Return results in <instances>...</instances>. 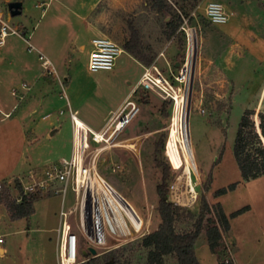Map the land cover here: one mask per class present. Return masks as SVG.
<instances>
[{"label": "rangeland", "instance_id": "rangeland-1", "mask_svg": "<svg viewBox=\"0 0 264 264\" xmlns=\"http://www.w3.org/2000/svg\"><path fill=\"white\" fill-rule=\"evenodd\" d=\"M13 1L22 3L20 14L7 21L6 5L0 2V20L24 30L34 50L29 52L16 36L4 39L0 48V66H3L0 84L4 88L1 95L5 105H18L13 115L21 112L23 105L36 94L31 90L34 77L39 73L40 80L49 84L48 93L61 99L49 108L50 120H55L59 111L63 114L54 123L60 124L57 136L44 141L43 134L38 135L36 130L43 122L37 118L36 109L29 108L33 126L28 141L36 144L38 150L34 153L39 154L35 156L30 148L23 157L26 160L15 171L2 174L7 179L0 182V187L7 190L10 198L18 197L16 178L38 166L45 159H42L43 154L47 157L55 150L62 153L68 150L70 123L63 99L67 97L77 118L97 129L107 110L114 108L136 80L138 82L141 68L124 53L118 56L110 71L90 73L86 70L89 40L97 37L95 32L122 48L129 35L128 25H132L137 32L140 51L151 58L150 64L173 89L176 88V92L185 86L183 79L177 82L175 78H180L186 65L190 34L194 37L195 56L188 132L197 169V174L192 175L195 198L189 204H182L173 197L180 174L167 154L174 99H162L157 92L136 84L130 99L137 103L139 113L117 136L116 145L99 153L96 167L130 204L142 225L140 232L131 236L132 240L94 260L98 264H147L149 249L141 247L140 240L143 235L155 231L160 223L155 188L163 184L166 201L179 208L173 224L177 234L193 231L202 200L210 209L205 218H214L217 204L226 216L247 207V211L228 218L233 241L227 233L222 234L220 259L232 264L231 255H234L240 264L263 262L264 176L241 180L232 147L243 115H248L264 147L257 126V115L264 114V0H164L165 9L161 11L151 7V0ZM210 4H217L224 10L228 15L226 23L209 22L207 8ZM177 18L180 23L176 31L166 37V23H176ZM36 51L50 61L56 76L41 70ZM7 53L13 54L12 65L6 63ZM250 54L257 62L252 61ZM175 63L180 66L175 68ZM22 83L28 91L20 89ZM11 89L21 100L10 95ZM123 142H128L132 148L122 147ZM30 157L32 161H27ZM234 183L232 190L215 196L217 190ZM63 200L64 208L71 205V193L67 192ZM60 202L59 197L40 194L32 201V213L14 221L8 219L5 205L0 204V247L4 249L0 264H55L52 229L57 225ZM205 229L203 222L196 238L197 245L206 241ZM200 247L198 245L196 250L202 262L201 250L208 251L205 244ZM174 261L172 254L162 257V264Z\"/></svg>", "mask_w": 264, "mask_h": 264}, {"label": "built area", "instance_id": "built-area-1", "mask_svg": "<svg viewBox=\"0 0 264 264\" xmlns=\"http://www.w3.org/2000/svg\"><path fill=\"white\" fill-rule=\"evenodd\" d=\"M207 16L209 22L215 25L224 24L228 20V15L217 4L208 6ZM8 36L20 38L29 52L34 50L29 43L30 36L24 30L0 20V48ZM89 47L85 67L90 73L112 70L122 51L105 36L90 39ZM36 59L42 71L56 76L50 61L43 54L36 51ZM175 80L179 82L178 78ZM137 85L157 92L162 99H172L176 89L172 88L171 83L153 64L143 68ZM20 89L24 92L29 90L24 83ZM131 95L108 115L98 131L86 127L77 119L75 112L67 107L65 113L71 125L69 156L29 169L23 176L16 178L23 195H51L61 200L57 213L59 224L55 264H82L118 249L132 240V235L140 232L142 223L135 227L118 202L128 209L136 223L141 220L137 213L99 174L96 167L99 153L116 145L117 136L139 113L137 103L130 99ZM11 96H18L21 100L14 90ZM62 114V111L57 112V117ZM67 192L71 193L72 203L64 208L63 199ZM19 200V197L14 198L15 203ZM88 249L94 250L95 255L92 256Z\"/></svg>", "mask_w": 264, "mask_h": 264}, {"label": "trees", "instance_id": "trees-1", "mask_svg": "<svg viewBox=\"0 0 264 264\" xmlns=\"http://www.w3.org/2000/svg\"><path fill=\"white\" fill-rule=\"evenodd\" d=\"M151 7L157 11L165 9L164 0H151ZM180 19L177 18L176 23H166V37L171 36L177 29ZM128 38L122 44V50L134 58L137 62L144 66H148L151 58L145 57L139 49V41L137 32L132 25H128ZM249 114V113H246ZM243 115L232 147V156L239 171L241 180L248 181L264 176V147L255 134L254 125ZM259 135L264 140V114H258ZM247 129V132H245ZM253 147V148H250ZM234 184L228 185L226 188H220L216 191L215 196L224 194L234 188ZM19 202L15 203L11 199L9 193L4 187H0V204H4L8 212V219L14 221L21 218H27L32 213V201L36 198L34 195H23L18 183L16 184ZM155 191L159 197L157 214L160 220L157 229L147 235H143L140 245L147 251V264H162V257L172 254L177 264H199L194 256L193 245L199 235L202 223L206 224L205 238L206 245L211 254L216 256L218 264H231L220 259L221 234L228 231V218L235 217L245 211L247 207L232 212L226 216L221 207L217 204L214 207V218L206 215L210 213V209L204 200L201 201L198 213L195 216L194 229L192 232L177 234L173 230V224L176 219V213L179 209L165 199V188L163 184L156 186ZM219 253V255H218ZM222 256V255H221ZM97 257L91 258L82 264H98Z\"/></svg>", "mask_w": 264, "mask_h": 264}, {"label": "crops", "instance_id": "crops-1", "mask_svg": "<svg viewBox=\"0 0 264 264\" xmlns=\"http://www.w3.org/2000/svg\"><path fill=\"white\" fill-rule=\"evenodd\" d=\"M0 2L3 5H6L9 2H15V1H13V0H0ZM20 4L22 7L21 2H20ZM21 7H20V11H21ZM9 17L10 16L7 15V19H6L7 21L9 20ZM95 34L97 37L103 36V35L96 33V32H95ZM263 43H264V41H263ZM79 48L83 49V45H80ZM121 50H122V48H121ZM121 53H124L127 57H129L136 64H138V66L141 68V73H142L143 68L147 67V66H141L134 58H132L125 51L122 50ZM246 55H249V54L247 53ZM250 57L253 59L252 61L257 62L255 60L256 58H254L253 54L252 55L250 54ZM5 58L7 59L6 63L8 65L13 64V62H14L13 54L7 53ZM2 67L3 66H0V70L2 69ZM26 72L28 73L29 71L27 70ZM141 73H140V75H141ZM39 75H40L39 73H36V75L34 77L35 81L33 82V85H32L33 88L31 90V91H33L32 93L35 92L36 94L34 95V97L31 100H28L27 103H25V105H23V107L21 108V112H19L18 114L16 113L15 115H13V114L16 111L18 105L16 106L15 103L13 105H11L10 107H7V105H5L6 101L4 100V97L1 95L4 88H3V85L0 84V124H1V126H0V182L7 179V177H6V179H4L3 177L5 175L3 176L2 174H8L9 172L12 173L13 171H15L18 168V166H20V164L22 163L23 160H26L23 157L25 154L29 153L30 148L32 151L34 150L32 153L35 156H37V154H39V152H37L36 154L34 153L35 151L38 150L36 144L31 145V143L28 141V138H29L28 133H29L30 128L33 126V124H31L32 123L31 122V115L29 114L30 109L32 110L35 108L36 112L38 114L37 118L39 119L40 123L43 122V124L36 126V128H39V129H36L38 132V135L43 134L42 140L51 141L52 138L57 136V134L59 132L60 124H54L55 121H57L58 117L56 115L55 120H53V121L50 120L51 112L49 111V108L52 107L53 105L57 104V102L61 101V99L55 97L54 95L52 96L48 93L49 84H47V82L40 80ZM140 75H139V77H140ZM136 84H137V80L132 85V88H130V90H128V92L126 93L124 98L114 108L107 110L105 115L100 119V125L97 129H93L92 127H90V125L87 123V121L81 120L79 118H77V119L81 123H83L86 127H88L90 130L98 131L102 127V125H103L105 119L108 117V115L111 114L112 112H114L118 108V106L122 103V101L131 95L132 91L135 90ZM263 89H264V87H263ZM11 90H10V95H11ZM5 91H7V90L5 89ZM27 95H28V93H27ZM63 101H64V103H63L64 107H68L71 111L75 112V114L77 113L76 110L71 109V106L67 100V97H66V99H63ZM70 138H71V125H70ZM69 153H70V144H69V147H68V150L66 151V153L58 152L57 150H55L52 153V155H47V157L43 154L42 159L44 157H45V159H43L39 163V165L36 167H40L47 162L55 161L59 158H67L69 156ZM7 155H8V157H7ZM31 159H32V157L28 158L27 161H32ZM36 161H38V160H36ZM60 204H61V202H60ZM58 224L59 223L57 221L56 227L52 229L55 233V238L53 241L54 256H55V252H56V248H57V241H58ZM226 233L228 234L229 238H231L230 237L231 233H230L229 229ZM221 237H222V234H221ZM229 240L233 241L232 238ZM204 244L207 248L208 253L206 252V250H205V252H204V250H201L202 255H203L202 256L203 257L202 258L203 263H202L198 258L196 248L198 245L201 246L200 248H203L202 246H204ZM198 245H197L196 240H195L194 245H193V252H194V256H195V258L199 264H218L215 255H213L209 252L208 247L206 245V241L201 243V244H198ZM0 252H1L0 255H2L4 253V249L1 247H0ZM231 259H232V264H240V262L235 259L234 255H231ZM165 264H177V263H176V261H174L173 263H165ZM260 264H264V261L261 262Z\"/></svg>", "mask_w": 264, "mask_h": 264}, {"label": "bare ground", "instance_id": "bare-ground-1", "mask_svg": "<svg viewBox=\"0 0 264 264\" xmlns=\"http://www.w3.org/2000/svg\"><path fill=\"white\" fill-rule=\"evenodd\" d=\"M189 50L186 65L180 72L179 82L185 81L184 89L174 90L172 98L175 101L173 116L171 118L170 139L167 143V154L173 167L180 171V174L173 188V197L179 203L189 204L195 198L194 186L192 184V175L197 174L196 164L190 148V139L188 132V115L190 111V93L191 82L194 71L195 42L194 37L189 34ZM193 38V39H192ZM196 39V38H195ZM124 148H132L128 142L121 144ZM118 206L126 213L131 222L137 226L139 223L128 212V209Z\"/></svg>", "mask_w": 264, "mask_h": 264}, {"label": "water", "instance_id": "water-1", "mask_svg": "<svg viewBox=\"0 0 264 264\" xmlns=\"http://www.w3.org/2000/svg\"><path fill=\"white\" fill-rule=\"evenodd\" d=\"M20 7H21V4L20 2H9L6 4V10L8 12V15L10 17H14V16H17L20 14ZM180 66V63H175L174 64V67L175 68H178ZM88 252L94 256L95 255V252L94 250L92 249H88Z\"/></svg>", "mask_w": 264, "mask_h": 264}]
</instances>
